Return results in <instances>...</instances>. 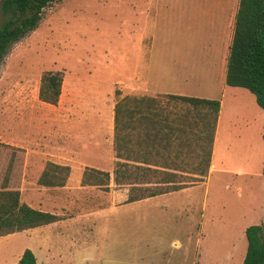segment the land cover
<instances>
[{
    "label": "rangeland",
    "instance_id": "rangeland-1",
    "mask_svg": "<svg viewBox=\"0 0 264 264\" xmlns=\"http://www.w3.org/2000/svg\"><path fill=\"white\" fill-rule=\"evenodd\" d=\"M234 11V0H62L45 9L0 62V189L7 176L21 204L59 220L1 236L0 264H19L25 250L36 264H242L245 229L264 217V116L249 91L213 82L206 62ZM44 72L62 79L56 105L38 99ZM165 94L220 102L215 169L185 190L125 203L130 186L113 181L114 104L156 96L181 112ZM47 162L69 167L65 186L37 184ZM86 168L109 173L106 191L81 185Z\"/></svg>",
    "mask_w": 264,
    "mask_h": 264
},
{
    "label": "trees",
    "instance_id": "trees-1",
    "mask_svg": "<svg viewBox=\"0 0 264 264\" xmlns=\"http://www.w3.org/2000/svg\"><path fill=\"white\" fill-rule=\"evenodd\" d=\"M61 1L1 0L0 12L6 18L0 25V62L14 44L37 29L45 9ZM225 84L249 91L264 113V0L238 1ZM61 85L62 79L58 74L44 72L40 78L38 99L45 104L56 105ZM164 97L169 103L180 104L182 111L165 113L156 99L147 96L126 95L118 98L114 104V150L116 157L125 162L116 163L113 181L119 186H130L125 203L185 189L202 182L207 175L220 102L176 94H165ZM134 123L148 130L137 137L133 145L130 130ZM262 139L264 141V124ZM139 148L141 151H137ZM136 163L161 164L156 166L197 177L180 181L178 178L182 175ZM69 172L67 166L47 162L37 184L63 187ZM7 180L5 176L0 189V237L59 220L55 214L21 204L19 191L6 188ZM109 180L108 172L86 168L82 173L81 185L106 191ZM244 233L247 247L242 264H264V217L261 225L249 226ZM19 264H36L33 253L25 250Z\"/></svg>",
    "mask_w": 264,
    "mask_h": 264
},
{
    "label": "crops",
    "instance_id": "crops-1",
    "mask_svg": "<svg viewBox=\"0 0 264 264\" xmlns=\"http://www.w3.org/2000/svg\"><path fill=\"white\" fill-rule=\"evenodd\" d=\"M235 1V11H234V14H233V19L231 21V29L229 30V34H227V36H222L219 38L218 40V43H217V49H215L214 52H210L211 54V59L208 60L206 59V62L210 64V68L213 70V82L215 81H221L225 84V73H226V63H227V57H228V53H229V47L231 45V41H232V36H233V28H234V18H235V14H236V11H237V8H238V1L239 0H234ZM221 44V46H226V53L225 55L223 54L222 55H219V45ZM221 48V47H220ZM220 58L222 59V64H221V76H220V79L218 78L217 76V71H218V67H219V60ZM178 79V78H177ZM178 80H184V79H178ZM193 81V80H192ZM186 82V81H185ZM229 87V86H228ZM185 96V95H183ZM147 97H150V98H154L156 99L158 102L160 101L161 97H154V96H147ZM166 99V98H165ZM206 99H209V98H206ZM166 103L169 104L168 100L166 99ZM159 105H161V102H159ZM221 105V104H220ZM163 110V112L165 113H168L170 111H175V107H171V109H168L166 110V108L164 107H160ZM219 113H220V110H219ZM219 113H218V116H217V121H216V126H215V131H214V136H213V144H212V151H211V159H210V165H209V168H208V172L210 171V169L213 168V170L215 169V165H214V155H215V152H216V148H217V145H218V137H217V133H218V128H219ZM263 116H264V113H263ZM148 130V129H147ZM145 129V126H140L139 124L137 123H134L132 125V128L130 130V136H131V139H132V144L134 145L135 144V139L141 135H143V132L144 131H147ZM241 132V131H239ZM238 135V134H237ZM256 142V141H254ZM235 145L234 146V154H235V151H238L240 149V147H242L244 144L243 142L241 141V138L238 136L237 139H235V142H234ZM113 146H114V130H113ZM230 149V148H229ZM137 151H141V148H139ZM115 152V150H114ZM212 155H213V164H212ZM116 156V155H115ZM116 159L120 162H125V160L123 159H119L116 157ZM152 163V162H150ZM137 165H143V166H148V167H151L152 169H158V170H162V171H167V172H174V173H177V174H180L182 176H187V177H197V175L195 174H191V173H186V172H181V171H174V170H169V169H165V168H161L159 166H156V165H161V164H154V165H149V164H140V163H136ZM264 164V163H263ZM163 165V164H162ZM207 172V174H208ZM235 174H248V172L244 171V170H237V171H234ZM250 174V173H249ZM198 183V182H197ZM196 184V183H195ZM188 188V187H187ZM185 188V189H187ZM185 189H182V190H185ZM182 190H179V191H182ZM176 192V191H175ZM170 193H173V192H170ZM168 194V193H167ZM148 199V198H147Z\"/></svg>",
    "mask_w": 264,
    "mask_h": 264
}]
</instances>
